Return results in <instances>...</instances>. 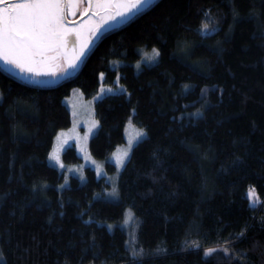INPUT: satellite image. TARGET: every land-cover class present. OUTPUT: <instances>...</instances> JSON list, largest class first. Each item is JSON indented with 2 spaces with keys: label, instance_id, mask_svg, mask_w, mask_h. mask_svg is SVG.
Returning a JSON list of instances; mask_svg holds the SVG:
<instances>
[{
  "label": "trees",
  "instance_id": "trees-1",
  "mask_svg": "<svg viewBox=\"0 0 264 264\" xmlns=\"http://www.w3.org/2000/svg\"><path fill=\"white\" fill-rule=\"evenodd\" d=\"M206 11L214 31L200 30ZM153 48L161 55L149 63ZM102 82L124 91L95 105L92 156L105 160L122 145L128 122L148 133L115 181L117 198L106 197L112 184L93 168L65 185L48 162L56 135L72 124L65 98L75 88L91 97ZM0 93L6 264H264V0H156L106 27L78 72L55 84L0 64ZM63 159L82 161L72 146ZM250 186L259 206L247 198ZM224 247L228 254H204ZM238 252L246 257L238 261Z\"/></svg>",
  "mask_w": 264,
  "mask_h": 264
},
{
  "label": "snow or ice",
  "instance_id": "snow-or-ice-1",
  "mask_svg": "<svg viewBox=\"0 0 264 264\" xmlns=\"http://www.w3.org/2000/svg\"><path fill=\"white\" fill-rule=\"evenodd\" d=\"M155 3L156 0H0V62H3L6 66H13L21 73L26 74L29 79L43 76L57 78L60 75L67 76L83 62V59L94 46L95 41L103 34L106 27H112L126 21L152 7ZM84 4L87 7L83 8L82 15L90 18L86 24H77L70 17H75L80 6ZM238 15V11L234 8V19ZM204 16L205 19L201 23L200 30L204 32L214 31L215 29L210 23L211 12L206 11ZM145 55L149 63H152L160 57L161 53L159 49L153 48L150 56ZM136 67L139 68L140 64H137ZM100 78L103 80V72L100 73ZM184 87L187 89L189 85ZM112 91H114L112 88H101L102 94ZM119 91L123 92L124 89L121 88ZM3 99L4 96L0 93V100ZM202 114V112L197 111L194 115L200 116ZM98 123L97 121L96 125ZM147 134V131L143 128L137 130L135 141H140ZM62 135L63 133L57 135L58 142L61 141ZM132 144L133 140L130 139L129 151H126L117 160V164L121 168L126 167L125 161L129 160ZM62 151L63 144L58 143L48 157L50 160L55 161L60 168H64L60 157ZM240 159V157L236 158L237 161ZM93 163L95 162L93 161ZM233 163H236V161H233ZM100 173L101 170L98 167L97 175H100ZM83 178L81 174V179ZM40 187L43 189L47 185ZM59 187L63 189L64 185L62 184ZM99 195L97 194V196ZM118 196V186L113 181L111 191L106 193V197L117 198ZM247 198L254 207L259 206L261 203L255 188L252 186L248 189ZM129 217H132L131 210H129ZM90 222L91 218L86 223ZM261 223L264 225V221ZM246 231L247 226L239 233L237 239L243 237ZM189 246L201 247L196 241H193ZM220 250L226 254L229 253V248L224 247L219 250L208 248L204 254L205 256H211ZM158 251L163 252L166 250L158 249ZM131 252L134 258H143L144 256L142 248L132 247ZM232 255L238 261L246 257V253L243 252L233 253ZM0 264H6V258L2 250H0ZM65 264H68L67 260Z\"/></svg>",
  "mask_w": 264,
  "mask_h": 264
},
{
  "label": "rangeland",
  "instance_id": "rangeland-1",
  "mask_svg": "<svg viewBox=\"0 0 264 264\" xmlns=\"http://www.w3.org/2000/svg\"><path fill=\"white\" fill-rule=\"evenodd\" d=\"M87 7L86 4L81 5L75 17H70V19H74L76 22L80 21L77 24H86L89 20V16L84 18L85 16L82 15L83 8ZM124 22V21H123ZM123 22L119 23L122 24ZM115 24L113 26H116ZM98 40V39H97ZM96 40V41H97ZM95 41V43H96ZM94 43V44H95ZM92 49V48H91ZM90 52V51H89ZM88 52V54H89ZM87 54V55H88ZM86 58V57H85ZM83 59V62L85 60ZM83 62L76 68L75 71H71L69 75H74L78 72V70L82 67ZM0 64L6 68L8 71L12 72L13 74L33 83L41 84V85H52L60 81L61 79L67 77L64 75H60L59 78L54 76H43V77H33L31 79L28 78L26 74L21 73L18 69L14 68L13 66H6L3 62ZM39 81V82H37ZM105 81V76L102 80ZM102 82V84H103ZM108 89L112 88L114 91L112 92H105L101 93V88ZM121 89V85L119 82H116L115 86H105L104 84L101 85L100 89L91 97H87L84 93L79 89L75 88L71 91L70 95L65 98V104L67 105L71 117H72V124L68 129L61 130L57 135L63 133L61 136V141L58 142L56 137L54 141L53 148L57 147L58 143L63 144V151L60 153L61 160L64 164V168H60L55 161H52L48 158L49 164L56 166L59 168L60 171L64 173L65 180L63 184L67 185L69 180L72 176H77L81 178V174L83 175V179H85V168L91 167L95 170L97 174V168L99 167L101 170L100 175H97L99 178H105L111 184L113 181H116L120 172L123 170L118 164V158H121L126 151H129V140H133L132 148L130 151L129 158L131 156L132 150L134 146L139 142L135 141V134L137 130L141 129L137 127L133 122H128L125 127V142L117 147L105 160H100L92 156L89 144L92 137L98 132L99 130V123L96 125L98 118L96 116L95 105L96 103L102 99L105 95L119 92ZM99 122V121H98ZM95 125V126H94ZM143 137L141 140H143ZM140 140V141H141ZM74 147L77 151L79 156L81 157L82 161L78 164H69L66 163L63 159V154L68 147ZM50 152V153H51ZM93 161L95 163H93ZM127 161H125L126 165ZM112 164L114 166V171L110 170L109 165ZM111 178V179H109ZM67 181V183H66ZM129 213V210L127 211Z\"/></svg>",
  "mask_w": 264,
  "mask_h": 264
},
{
  "label": "water",
  "instance_id": "water-1",
  "mask_svg": "<svg viewBox=\"0 0 264 264\" xmlns=\"http://www.w3.org/2000/svg\"><path fill=\"white\" fill-rule=\"evenodd\" d=\"M87 16H85L84 18H86ZM80 21H77L76 23H79Z\"/></svg>",
  "mask_w": 264,
  "mask_h": 264
},
{
  "label": "bare ground",
  "instance_id": "bare-ground-1",
  "mask_svg": "<svg viewBox=\"0 0 264 264\" xmlns=\"http://www.w3.org/2000/svg\"><path fill=\"white\" fill-rule=\"evenodd\" d=\"M68 77V76H67Z\"/></svg>",
  "mask_w": 264,
  "mask_h": 264
}]
</instances>
